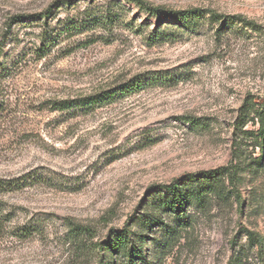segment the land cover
Segmentation results:
<instances>
[{
    "label": "rangeland",
    "instance_id": "1",
    "mask_svg": "<svg viewBox=\"0 0 264 264\" xmlns=\"http://www.w3.org/2000/svg\"><path fill=\"white\" fill-rule=\"evenodd\" d=\"M146 1L239 14L259 30L156 38L155 20L128 0H0V177L31 178L0 195V264H128L96 250L121 229L145 237L151 264H258L244 231L264 238V0ZM46 10L62 34L39 57L43 20L21 19ZM139 75L151 79L143 89L103 107L50 110ZM224 166L236 168L241 204L221 173L181 218L144 224L157 186Z\"/></svg>",
    "mask_w": 264,
    "mask_h": 264
},
{
    "label": "trees",
    "instance_id": "2",
    "mask_svg": "<svg viewBox=\"0 0 264 264\" xmlns=\"http://www.w3.org/2000/svg\"><path fill=\"white\" fill-rule=\"evenodd\" d=\"M128 1L133 2L138 8L146 12L150 19L155 20L154 32L156 33V38L166 36L163 30H171L170 34L173 35L174 32L195 31L201 26L208 27L216 35L224 34L230 30L241 31L246 28L254 31L259 30L258 25L254 21L239 14L223 15L219 12L200 7L170 9L164 6H153L146 0ZM48 11L22 17L21 19L24 20L26 18L28 21L29 19L34 21L43 20V29L40 34L41 43L35 49V52L39 53V57L46 56L56 45L57 38L62 34L56 32L54 28L47 26L48 23L45 22V19L48 17ZM61 30L65 32L68 30V27L63 26ZM150 80V77L139 75L110 89L71 99L54 100L50 102V110L86 113L143 89ZM259 109L256 111L257 113L255 112L259 122L256 135L258 136V143L261 142L263 144L262 149H264V102L261 103ZM249 112V108H247L240 117L242 120L240 124L241 131L248 120ZM181 120L183 123L191 126L201 125L200 120L193 117H183ZM221 173H225L228 180L229 188L227 194L231 195L235 201L241 204L242 201L236 184V168L232 166L219 167L202 171L196 175H184L172 180L168 184L159 185L153 189L146 199V204H151L154 209L147 215L144 224L151 226L161 224L160 218L164 213L172 214L176 219L181 218L185 214L189 200L191 198L197 200L203 198L207 188L214 184V181ZM30 182L31 178L28 175L15 178L0 177V195L21 190L30 184ZM216 194L221 196V192H217ZM157 204L161 208V211L156 209ZM244 232L248 245L254 248L257 263L264 264V238L258 232L250 229H245ZM144 238L143 235H138L135 242L125 229H121L112 232L103 242L96 243V250H101L103 253L109 251L112 254L121 252L127 258L128 264H139L141 261L145 264H151L146 261L143 254ZM103 264H106V262Z\"/></svg>",
    "mask_w": 264,
    "mask_h": 264
}]
</instances>
